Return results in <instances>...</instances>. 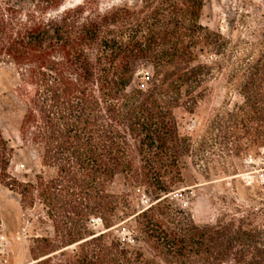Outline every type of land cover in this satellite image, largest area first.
<instances>
[{"label": "trees", "instance_id": "trees-1", "mask_svg": "<svg viewBox=\"0 0 264 264\" xmlns=\"http://www.w3.org/2000/svg\"><path fill=\"white\" fill-rule=\"evenodd\" d=\"M67 1L0 0V63L14 68L23 106L18 138L40 166L30 179L11 172L15 146L0 125V184L44 229L30 264H264V184L223 196L211 223L168 198L184 164L210 179L229 172L234 151L264 148V23L234 39L201 22L204 0L61 10ZM220 79L240 103L181 132L178 113L196 114ZM117 177L150 203L135 210L130 192L111 190Z\"/></svg>", "mask_w": 264, "mask_h": 264}, {"label": "rangeland", "instance_id": "rangeland-1", "mask_svg": "<svg viewBox=\"0 0 264 264\" xmlns=\"http://www.w3.org/2000/svg\"><path fill=\"white\" fill-rule=\"evenodd\" d=\"M81 1L68 0L61 10ZM121 2L122 0H99V6L106 9ZM201 22L234 39L239 36H254L264 23V0H204ZM149 73V69L137 72L133 85L136 86ZM16 81L14 68L0 63V125L4 135L15 146L10 170L17 177L30 179L40 166L35 152L22 145L18 138L17 129L23 106L14 94ZM240 100V96L224 87L223 80L214 81L210 94L201 103L196 114L183 111L178 113L181 132L194 134L215 109L234 108ZM227 165L228 173L207 179L199 167L184 164L183 181L168 196L172 205L191 214L197 223H211L222 212V208H225L223 196L241 200L245 188L264 184V148L257 151H234L227 160ZM111 190L116 193L130 192L135 210L147 206L151 201L143 189L130 191L121 177L115 179ZM0 213V264H30L28 249L31 238L35 234L44 233V229L36 221V213L22 210L18 194L1 184ZM91 227L94 231L101 230V224L96 220L91 223ZM114 233L124 241L131 242L127 228H115Z\"/></svg>", "mask_w": 264, "mask_h": 264}]
</instances>
